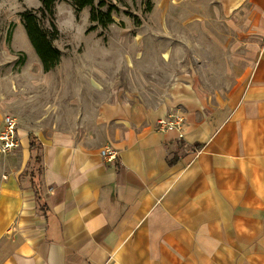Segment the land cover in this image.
Instances as JSON below:
<instances>
[{"label": "crops", "instance_id": "crops-1", "mask_svg": "<svg viewBox=\"0 0 264 264\" xmlns=\"http://www.w3.org/2000/svg\"><path fill=\"white\" fill-rule=\"evenodd\" d=\"M213 1L245 52L222 96L187 71L154 101L100 100L88 138L18 128L0 153V264H264V0Z\"/></svg>", "mask_w": 264, "mask_h": 264}, {"label": "rangeland", "instance_id": "rangeland-1", "mask_svg": "<svg viewBox=\"0 0 264 264\" xmlns=\"http://www.w3.org/2000/svg\"><path fill=\"white\" fill-rule=\"evenodd\" d=\"M111 2L118 7L114 23L86 32L88 13L81 10L77 19L69 0L56 1L53 44L61 59L44 72L19 16L37 10L40 1L0 0V106L18 128L88 138L100 100L126 93L154 101L170 78L187 71L217 96L232 87L244 66L243 39L230 32L213 0ZM38 15L50 30L49 16Z\"/></svg>", "mask_w": 264, "mask_h": 264}, {"label": "trees", "instance_id": "trees-1", "mask_svg": "<svg viewBox=\"0 0 264 264\" xmlns=\"http://www.w3.org/2000/svg\"><path fill=\"white\" fill-rule=\"evenodd\" d=\"M40 7L35 9L26 8L20 12V22L25 31L26 37L32 46L35 54L39 58L44 72L54 69L61 59L60 50L54 46L53 40L58 35V29L54 23V5L57 0H39ZM75 18L78 19L79 12L84 7H89V21L92 23L86 32L92 31L97 27L105 29L109 24L114 23L113 13L117 12L118 7L111 0H69ZM95 1L97 3L95 4ZM49 16L48 22L50 30H47L41 22L40 16ZM30 149L34 148V136L30 133ZM34 159H37L35 155ZM31 184L36 188V183L30 178ZM38 193V191H35Z\"/></svg>", "mask_w": 264, "mask_h": 264}, {"label": "built area", "instance_id": "built-area-1", "mask_svg": "<svg viewBox=\"0 0 264 264\" xmlns=\"http://www.w3.org/2000/svg\"><path fill=\"white\" fill-rule=\"evenodd\" d=\"M172 118V120L163 118L159 120V124L170 128L173 125L179 124L183 121V118L176 114L173 115ZM17 125V120L14 116L9 113H5L3 115L2 128L0 130V153L7 154L18 147L19 136ZM101 154L104 155L108 160H111L114 157L113 151H106V149L102 150Z\"/></svg>", "mask_w": 264, "mask_h": 264}]
</instances>
